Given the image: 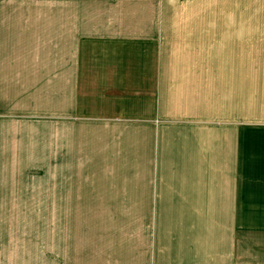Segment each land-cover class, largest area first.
<instances>
[{
    "label": "crops",
    "instance_id": "obj_1",
    "mask_svg": "<svg viewBox=\"0 0 264 264\" xmlns=\"http://www.w3.org/2000/svg\"><path fill=\"white\" fill-rule=\"evenodd\" d=\"M205 7L0 0V207L53 159L52 264H264V6Z\"/></svg>",
    "mask_w": 264,
    "mask_h": 264
},
{
    "label": "rangeland",
    "instance_id": "obj_2",
    "mask_svg": "<svg viewBox=\"0 0 264 264\" xmlns=\"http://www.w3.org/2000/svg\"><path fill=\"white\" fill-rule=\"evenodd\" d=\"M204 3L206 11L213 10L215 13L219 12L222 28L221 33L218 32V35H221L220 39H222V43H227L226 30L228 29L229 0H204ZM236 5L238 13L239 9H245V7H248L249 11L256 12L262 5L264 6V0H236ZM213 35L214 32L206 31V43L209 42V44L205 47V56L201 59H216L213 54L214 47L212 46L214 41L213 38H210ZM208 37L210 38L209 40ZM154 52V48L149 49L151 55ZM152 58L154 57H150V59ZM222 59H227V57H222ZM45 155H52L51 144L46 148ZM53 165V159H46L44 161L45 173L30 175L29 177L30 184H37L45 189V201L44 203L39 202V205L42 206L25 208L0 207V246L1 248L5 247L2 250L6 251L7 249L8 252L9 244H12L14 264L53 263L54 228L59 225L58 215H55L57 209L53 207L52 202ZM19 250L20 254L18 253Z\"/></svg>",
    "mask_w": 264,
    "mask_h": 264
}]
</instances>
